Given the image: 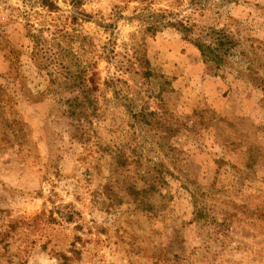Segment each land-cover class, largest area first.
<instances>
[{
	"label": "rangeland",
	"instance_id": "rangeland-1",
	"mask_svg": "<svg viewBox=\"0 0 264 264\" xmlns=\"http://www.w3.org/2000/svg\"><path fill=\"white\" fill-rule=\"evenodd\" d=\"M0 264H264V0H0Z\"/></svg>",
	"mask_w": 264,
	"mask_h": 264
},
{
	"label": "trees",
	"instance_id": "trees-1",
	"mask_svg": "<svg viewBox=\"0 0 264 264\" xmlns=\"http://www.w3.org/2000/svg\"><path fill=\"white\" fill-rule=\"evenodd\" d=\"M163 12H165V10H163L162 12L148 11V26L146 27V31L149 34H154L159 28H161V26L170 27L180 31L182 37L191 41L193 45L198 49L206 71L211 72L213 66H217V63L222 59V54H227L230 50L229 48L231 45V41L228 36H221V38L216 39V41L214 42L210 40L206 41L200 39L202 36L193 35L191 28L192 25L182 21H169L168 19H164V17L166 16ZM162 20L164 21L161 22ZM207 35L208 33H206V35L203 37L206 38ZM81 81L84 82V80L82 79ZM79 84L84 87V84Z\"/></svg>",
	"mask_w": 264,
	"mask_h": 264
}]
</instances>
